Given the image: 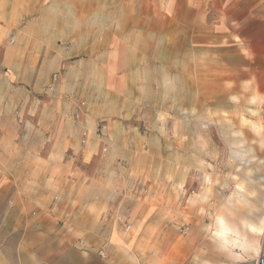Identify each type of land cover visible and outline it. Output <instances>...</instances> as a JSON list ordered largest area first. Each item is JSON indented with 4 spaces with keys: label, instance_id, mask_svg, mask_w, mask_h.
I'll return each instance as SVG.
<instances>
[{
    "label": "rangeland",
    "instance_id": "374dc122",
    "mask_svg": "<svg viewBox=\"0 0 264 264\" xmlns=\"http://www.w3.org/2000/svg\"><path fill=\"white\" fill-rule=\"evenodd\" d=\"M100 1L0 0L4 125L25 119L15 140L33 128L30 119L38 114V99L55 93L48 90L53 72L57 85L69 71L81 72L72 76L68 90L63 87L69 94L84 99L107 95L112 91L107 87L116 82L106 76L104 62L114 51L125 62L116 66L118 77L146 95V124L140 131L150 143L142 146L135 166L141 188L148 191L138 200L178 194L177 208L189 216L161 227L179 240L190 237L194 245L207 229L219 226L217 216L211 222V215L204 214L206 195L218 198L231 229L241 230V220L248 216L242 196H264V0H129L123 7L115 4L122 12L119 31L95 33L91 12L113 4ZM77 12L82 17L75 20ZM8 33L15 37L13 43ZM98 53L103 56V86L92 82L94 68L78 64ZM127 164L105 163L102 173L108 168L128 172ZM97 165H89L94 175ZM172 167L188 168L187 182L157 197L149 186L151 176ZM148 226L156 229V221L149 219ZM117 229L122 231V224Z\"/></svg>",
    "mask_w": 264,
    "mask_h": 264
},
{
    "label": "crops",
    "instance_id": "0c3cea01",
    "mask_svg": "<svg viewBox=\"0 0 264 264\" xmlns=\"http://www.w3.org/2000/svg\"><path fill=\"white\" fill-rule=\"evenodd\" d=\"M109 1L112 6L92 11L88 18L96 20L95 33L116 32L122 25L115 4L123 7L129 0ZM81 17L77 12L74 19ZM114 54L104 62L106 76L116 82L107 87L112 90L107 95L84 99L69 94L63 87L68 90L72 76L81 72L69 71L58 85L51 81L53 72L48 90L55 93L38 99V114L30 119L33 128H25L21 139L15 140L25 119L22 124L11 119L6 126L0 116V264H257L264 240V196H242L248 216L241 220V230H233L218 198L206 195L204 214L211 215V222L217 216L219 226L207 229L195 245L190 237L179 240L161 227L189 216L177 208L178 194L138 200L148 191L141 188L135 166L142 146L150 143L140 131L146 124V95L130 87L127 94L128 80L118 77L116 68L125 64L124 58ZM102 58L98 53L78 64L94 68L91 80L103 86ZM115 161L128 162V172L108 168L103 174L104 164ZM95 163L94 175L89 165ZM188 173L184 167L158 169L149 186L158 197L172 185H185ZM118 215L128 218V231L117 229ZM149 219L157 224L152 231ZM100 248L107 257L99 256Z\"/></svg>",
    "mask_w": 264,
    "mask_h": 264
},
{
    "label": "built area",
    "instance_id": "2783aa9c",
    "mask_svg": "<svg viewBox=\"0 0 264 264\" xmlns=\"http://www.w3.org/2000/svg\"><path fill=\"white\" fill-rule=\"evenodd\" d=\"M9 37H10V42L13 43L15 41V37L14 36H11V33H8L7 34ZM57 78H58V75L57 73H53L52 76H51V81L53 83H56L57 82ZM118 222L120 224H122V227H123V230L124 231H128L130 228H131V224L128 220V218L124 215H118ZM186 233V231H185ZM98 254L101 256V257H107V254H106V250L104 248H101L98 250ZM257 264H264V243H262V249L260 250V253L258 255V258H257Z\"/></svg>",
    "mask_w": 264,
    "mask_h": 264
}]
</instances>
